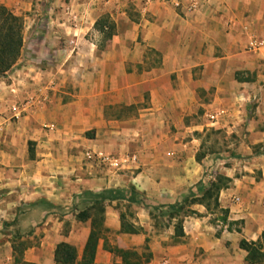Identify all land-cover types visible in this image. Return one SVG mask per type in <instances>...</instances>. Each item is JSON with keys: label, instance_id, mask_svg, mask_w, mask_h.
I'll use <instances>...</instances> for the list:
<instances>
[{"label": "crops", "instance_id": "1", "mask_svg": "<svg viewBox=\"0 0 264 264\" xmlns=\"http://www.w3.org/2000/svg\"><path fill=\"white\" fill-rule=\"evenodd\" d=\"M15 1L18 13L33 9L26 30L35 53H22L8 75L22 79L18 98L28 104L19 119L10 111L16 95L9 79L0 77V212L32 202L30 214L46 222L34 228L46 235L24 260L54 264L60 242L77 244L48 226L53 215L41 202L74 196L80 203L85 191L134 186L147 204H169L190 190L201 194L198 182L222 175L231 179L219 193L229 223L195 203L199 215L184 218L178 242L173 218L159 230L142 222L143 232L121 234L123 247L137 251L149 240L147 264H249L241 241L259 242L264 233V46L249 48L254 37L264 40V0H180L181 7L177 0ZM105 15L115 26L110 38L95 26ZM210 132L223 138L221 146ZM24 139L36 142L31 161H23L27 147L12 145ZM92 149L131 152V166L143 171L124 179L93 168L84 159ZM120 202L128 203H105V225L117 231ZM87 236L78 243L80 258ZM13 251L0 241V264H15ZM111 256L100 239L94 264Z\"/></svg>", "mask_w": 264, "mask_h": 264}, {"label": "trees", "instance_id": "2", "mask_svg": "<svg viewBox=\"0 0 264 264\" xmlns=\"http://www.w3.org/2000/svg\"><path fill=\"white\" fill-rule=\"evenodd\" d=\"M96 28L103 32L106 38H110L114 32V24L109 21L108 16H102L95 24ZM24 19L16 15L7 6L0 4V76L9 72L19 60L24 47ZM29 145H33L29 141ZM32 151V149H29ZM231 179L222 175L216 177V180L210 184H205L203 181L197 183V191L202 192L197 194L194 190L185 195L181 200L175 203L151 205L147 204L142 194L137 191L134 186L128 189H104L99 192L85 191L80 197V204L85 205L77 213L76 219L79 221H91V229L84 247L82 264H91L95 260L97 247L102 238L101 226L105 221V203L108 201L125 200L129 204H141L145 208H149L150 215L153 219L159 217L173 219L175 218L174 241L178 242L184 235L183 220L188 215H199V213L191 209V205L200 203L205 205L208 211H220L221 216L216 220L222 221L224 224L229 223V209L223 208L220 205L219 193L221 189L227 187ZM125 216L121 215L122 228L124 233H139L140 229L134 225L125 223ZM215 221V219H214ZM234 223L230 222L229 226ZM236 230L241 231L240 223H235ZM241 246L248 251L247 262L249 264H264V233L262 240L259 242L241 241ZM15 250L18 251L17 246ZM20 250V249H19ZM15 251V252H16ZM20 250L19 252H21ZM115 253H120L123 259L120 263L115 264H141L139 259L141 255L135 250L115 248L111 249ZM145 261L149 262L151 254H143ZM55 264H79L77 261V248L68 243L61 242L56 246L54 252ZM19 262V260H17Z\"/></svg>", "mask_w": 264, "mask_h": 264}, {"label": "rangeland", "instance_id": "3", "mask_svg": "<svg viewBox=\"0 0 264 264\" xmlns=\"http://www.w3.org/2000/svg\"><path fill=\"white\" fill-rule=\"evenodd\" d=\"M7 2H10V5H7L5 3H1L5 6H7L10 10H12L16 15L21 16L24 19V29H23V36H24V47L22 50V53H35L33 52V48L32 46H29V44L31 43L32 38H28L30 37V32L27 33L26 28L29 26V19L26 18L28 17L29 14H33V9H27L25 11H23L22 13H18L19 11H22V8L19 6L17 8V2L15 0H4ZM41 1V0H39ZM108 2V0H103ZM30 31V30H29ZM22 53L21 56L19 58V60L17 61V63L15 64V66L9 71L7 72L5 75H2L0 77H7L9 80L8 82L10 83V85L12 84V82L16 85L17 87V92L16 93H12L15 94L16 96L14 98H12V101H17L19 100L18 96L21 94V89H22V85L19 83L20 77L17 75H15V77L13 78H9L8 75H10L15 68L20 66V59L22 58ZM11 89V88H10ZM89 136L91 135L90 132L86 133ZM233 134H230V139L229 141H232L233 143L235 142L234 137L232 136ZM208 139L213 141L215 144V146H221L223 143V138L221 136H219L218 134L215 133H208ZM57 141H59L57 139ZM226 143L229 142L228 140H226ZM18 142V141H17ZM12 142V145L15 146H19L20 149L23 150V148L27 147V154L24 156L23 161H31L33 159L36 158L35 156V151L37 152V147L35 145L36 142H33V145H29V142L26 143L25 139L19 144V142ZM29 149H32V151H30ZM36 149V150H35ZM222 149V147H221ZM93 150V149H92ZM96 150V149H95ZM104 152L103 150H99ZM113 152L111 153V155L118 157V158H122L125 155L131 154V152L125 151L123 153V151H115L112 150ZM203 151L201 150L197 156H204L203 155ZM106 153V152H104ZM110 154V153H107ZM221 157V155H216ZM84 159L88 160V162L90 161L93 168H104L105 172H109L112 174H115L116 176H120V177H124V179H127L128 177L131 178V175H135L137 172H142V168H135L133 166H131V163H128L125 165V163L123 165H119V167H113L111 165L108 164H104V163H100L98 160L95 159H88V156L86 154H84ZM21 160V159H20ZM106 168V169H105ZM158 174L160 175L161 173L158 172ZM127 177V178H126ZM5 190H0V196H5ZM143 194V193H142ZM74 196H70L68 201H63V202H55V204L53 205H49L47 203H40V208L43 210H49L50 213L53 215L52 216V221L50 220L48 226H52L56 225L59 228V232L60 235L63 236V238L65 239L67 238H72L73 240H75L74 244L72 242H68L72 245H74L77 248V254H78V258L77 261L79 262V264H82V257H83V253L81 258L79 257V249H78V243L81 241V239H83V237H85V234L89 235L90 229H91V221H79L76 219V215L77 213L81 210V208H83V206L85 205H81L80 203L75 202V199H73ZM72 198V199H71ZM5 204V203H4ZM81 205V207H80ZM137 204H129L126 202H120L117 206V210H118V216L117 218H119L120 222H121V215L123 214L125 216L124 221L125 223L128 224H132L135 227L140 229V232L144 231V227H142L140 225V223L142 222H151L152 226L154 227V229L159 230L161 227L167 225L166 220L169 218H163V217H159L157 220L153 219L152 216L149 214H146V212L141 211L139 209H137L136 206ZM35 206V203L32 202H20V203H14V204H10L7 206V209L9 212H12V214L5 215V213H1L0 212V241H9L11 242L12 246H13V257H14V262L15 264H31L29 262H26L24 260V254H25V250H27V248L32 247L34 245H37L38 243L41 242V240L45 237V233L43 232V230L35 233V229L37 226H45V219L42 216V213L40 215H32L30 214L31 211L33 210ZM39 208V209H40ZM147 209V208H146ZM42 212V210H41ZM15 214V215H14ZM145 215H147V217L149 216V220L147 218H145ZM221 216L220 211H216L215 212V220ZM107 218V212H106V208H105V220ZM116 218V219H117ZM177 221V220H176ZM138 223V224H136ZM121 228H122V223H121ZM34 229V230H33ZM101 230H102V238L103 239V248L105 250H108L112 253V256L110 258L109 264H115V263H120L123 259V256L120 255V253H115V251H111V249H115V248H121V249H130L131 248H125L123 247V244H126L125 241H123L121 239V234H130V233H124L121 232V229L119 231L117 230H113L111 228H108L105 225V221L103 223V226H101ZM87 232V233H86ZM139 232V233H140ZM88 238V236H87ZM71 239V241H73ZM83 241V240H82ZM87 241V240H86ZM62 242H66V241H62ZM61 243V242H60ZM149 240L146 241V245L143 247V249H139L137 250L138 254L141 255V258L139 259V261L141 262V264H147L148 262L145 261V256H143V254H147V252H149L148 248H146V246L148 245ZM86 244V243H85ZM15 246H17L18 251L15 250ZM85 247V246H84ZM22 250L21 252H19L20 250ZM16 251V252H15ZM97 254V252H96ZM96 258V255H95ZM17 260H19V262H17ZM95 260L93 261L94 264ZM55 264V263H54Z\"/></svg>", "mask_w": 264, "mask_h": 264}, {"label": "built area", "instance_id": "4", "mask_svg": "<svg viewBox=\"0 0 264 264\" xmlns=\"http://www.w3.org/2000/svg\"><path fill=\"white\" fill-rule=\"evenodd\" d=\"M110 1H114V0H108V2ZM174 4L176 7H181L183 3L182 1L177 0L174 2ZM188 8L190 10H194L196 8L195 2L194 1L191 2L188 5ZM262 46H264V40H259L255 37L249 43V48L252 50L258 49ZM10 88L13 93H16L18 90L16 85L13 82L10 85ZM27 104L28 103L26 101H21V100H17L11 104L10 111L12 112L13 117L15 119L21 118L23 113L27 111ZM0 117H1V114H0ZM215 117H216L215 115H211L210 119L214 120ZM46 127L48 126L46 125ZM86 155L88 156V159H95V160H98L100 163L102 162L104 164H108L113 167H119V165H123L124 163L126 165L128 163H131L132 161L136 162L137 160V158L134 156H131V154L125 155L122 158H118L111 154H107L99 150L88 151ZM239 201H240L239 198H235V202H239Z\"/></svg>", "mask_w": 264, "mask_h": 264}]
</instances>
